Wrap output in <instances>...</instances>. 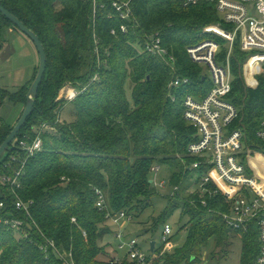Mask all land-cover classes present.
I'll use <instances>...</instances> for the list:
<instances>
[{
  "label": "trees",
  "instance_id": "obj_1",
  "mask_svg": "<svg viewBox=\"0 0 264 264\" xmlns=\"http://www.w3.org/2000/svg\"><path fill=\"white\" fill-rule=\"evenodd\" d=\"M0 2L39 34L48 58L35 110L1 158L0 177L21 168L22 139L34 140L35 130L45 123L50 127L41 133L44 150L27 160L22 188L17 190L25 201H33L32 218L15 208V193L0 180L5 212L12 210L16 217L27 220L23 231L0 225V264H62L55 252L48 256L42 249L46 238L55 240L64 253L71 250L76 264H136L109 242L118 227L106 218V211L96 207L98 189L106 193L111 211L132 216L131 224L152 208L154 198H166L167 207L159 217L148 220L151 226L145 232L167 224L168 217L181 208L182 218H188L181 227L187 230L186 240L162 256L163 245L152 251L150 243L149 252L162 264H205L208 258L217 259L221 255L217 250L226 249L236 235L243 242L241 264H256L260 253L256 225L248 230L233 229L223 216L231 205L221 192L204 196L195 189L187 192L198 186L211 166L190 168L201 158L189 151L198 130L183 115L184 98L187 94L202 98L212 87L203 64L193 62L187 49L204 39L206 25L222 22L215 4L132 0L134 23L122 20L113 0H100L96 19L93 0ZM124 23L130 25L128 32L121 30ZM15 28L0 13V51L6 32ZM154 33L161 35L175 56L173 65L141 51L146 37ZM216 38L224 43L223 38ZM227 52L223 47L220 59ZM232 53L234 80L229 97L240 113L232 128L244 129L250 147L260 149L263 145L256 134L264 118V75L258 76L259 85L246 83L244 63L249 52L237 42ZM177 76L188 77L189 82L172 86ZM34 78L14 93L0 90V99L25 107ZM67 84L79 91L73 100L59 99ZM68 103L76 106L78 119L72 122L59 118ZM15 123L0 118V145ZM12 156L20 161H13ZM155 165L165 167L160 175L168 180L166 191L151 183ZM191 176L194 179L185 184ZM208 188L214 190L215 186ZM214 239V250L209 251Z\"/></svg>",
  "mask_w": 264,
  "mask_h": 264
},
{
  "label": "built area",
  "instance_id": "obj_2",
  "mask_svg": "<svg viewBox=\"0 0 264 264\" xmlns=\"http://www.w3.org/2000/svg\"><path fill=\"white\" fill-rule=\"evenodd\" d=\"M202 1L215 4L222 22L206 26L204 39L187 49L193 62L206 64L209 67L212 84L204 97L198 98L193 94H187L184 98L183 115L198 130L195 141L190 143L189 151L193 156L201 158L192 163L190 168L196 170L203 164L211 166L208 172L203 174L196 190L203 196L206 192L211 195L221 192L226 197L231 208L223 216L233 229L248 230L250 225H256L260 243L256 264H264V118L256 134L263 147L252 149L244 129L232 128L233 123L240 118V113L238 106L229 97L234 80L233 68H231L232 51L237 42H240L244 52H249L245 67L248 66L254 71L264 63V0H185V5H196ZM131 2L132 0H113L112 5L122 20H133L135 23ZM93 5L94 19H96L100 0H93ZM129 28L130 25L126 23L121 26L123 32H128ZM112 33L116 34L117 30L113 29ZM216 36L223 38L224 43L218 41ZM223 47L228 49V54L224 59H220ZM141 51L149 55L161 56L169 65H173L176 59L158 33L146 37ZM188 82V77L177 76L171 85L180 87ZM70 90H73V93ZM62 92L59 99L73 100L79 95V91L71 84L65 85ZM49 128L45 123L35 130L37 136L34 140L22 139L19 146L24 154V157H21V168L13 174L0 177L3 185L12 188L17 197L15 208L25 210L31 218L30 209L33 201H25L18 195L17 190L22 188L21 179L27 160L44 150L41 133ZM12 160L20 161L17 156H12ZM151 172L155 176L152 179L154 185L160 189L165 188L168 180L160 176L162 167L155 165ZM210 184L215 186L214 190L208 188ZM96 193L98 194L96 207L106 211V218L118 227L115 234L121 240L118 249L136 264H162L156 261L150 252L143 251L137 237L126 235L132 216L125 211H111L107 206L106 193L101 189L96 190ZM5 207L6 202H0V225L23 231L27 220L16 217L12 210L8 209L5 212ZM73 221L76 222V218H73ZM173 232V226L167 223L161 234L164 245L160 256L174 249L171 241ZM46 240L47 243L42 246L46 255L50 256L49 252L53 251L62 264H76L71 250L69 253H64L55 240L48 238Z\"/></svg>",
  "mask_w": 264,
  "mask_h": 264
},
{
  "label": "rangeland",
  "instance_id": "obj_3",
  "mask_svg": "<svg viewBox=\"0 0 264 264\" xmlns=\"http://www.w3.org/2000/svg\"><path fill=\"white\" fill-rule=\"evenodd\" d=\"M56 8L59 9L60 6H57ZM204 29L202 31L203 37H205ZM11 30L6 32L3 41L4 46L0 51V90L6 89L11 93H14L19 90V87L29 83L30 80L32 81L35 74L34 71L38 66L37 64L39 63L37 61L39 60L37 59V54L35 52V50L37 51L36 45L32 43V41L21 30L16 28L14 29L15 32H12ZM245 63L244 77L246 83H248L249 85H254V83L255 85H259L257 78L260 75H264V63L261 66H258L254 71L250 70L248 66L245 67ZM203 68L205 69L207 78L210 80L211 70L206 64H203ZM95 77H97V75ZM0 100V118L6 119L11 123H15L24 108V104L21 103L20 105H17L15 102L4 97H1ZM59 118H61V120L64 122H72L77 120L78 118L76 106L73 103L66 104L62 109ZM164 173L165 167L162 168V174ZM192 179H194V176L188 178V182H186L185 184L189 185ZM194 189L196 190L197 186L195 188L193 186V188H191L187 192L192 193L195 191ZM161 190L166 191L165 189ZM151 207L152 208L144 212V214L139 219L135 220L133 224L130 223L128 229L126 230V235L128 237L134 236L139 239L140 246L144 252H149L150 243L153 241L156 242L158 248L164 245L161 234L166 223H160L158 228L153 231L145 232V228L151 226L149 221H151L154 217H159L161 212L167 207V199L162 196L156 197L154 198L153 205ZM187 220V217L182 218V211L181 208H179L172 215H170L168 217V220L166 221L173 226L174 232L171 236V241L174 248L178 244H182L187 238V230L181 229V227L188 222ZM108 238L109 242H111L112 245L115 244L118 246V244L121 243V240L115 235ZM231 241L232 243H230V245L226 249L222 250L223 247L221 246V248L217 250L218 253L221 254L217 259L212 260L207 257L208 259L206 260L207 262H205V264H241V258L244 251L242 238L241 236L236 235L233 239H231ZM214 242L215 239L212 241L210 247L208 248L209 251L214 250Z\"/></svg>",
  "mask_w": 264,
  "mask_h": 264
},
{
  "label": "water",
  "instance_id": "obj_4",
  "mask_svg": "<svg viewBox=\"0 0 264 264\" xmlns=\"http://www.w3.org/2000/svg\"><path fill=\"white\" fill-rule=\"evenodd\" d=\"M0 13H3L11 23L19 30H21L31 41L36 45L38 52V68L36 70V76L34 81L29 87V91L26 94V102L25 107L23 108L22 113L18 117L17 122L14 124L12 130L9 135L5 139V141L0 145V160L5 155L8 147L14 142V140L18 137L20 130L25 126L28 122L29 117L33 114L36 101L39 97L40 86L42 85L44 78L46 76L48 58L46 53V48L44 43H42L39 34L32 28H29L25 22L18 16L8 10L1 2H0ZM62 92V91H61ZM60 92V94H61ZM153 181L151 180V183ZM156 247V242H151V250L153 251Z\"/></svg>",
  "mask_w": 264,
  "mask_h": 264
},
{
  "label": "crops",
  "instance_id": "obj_5",
  "mask_svg": "<svg viewBox=\"0 0 264 264\" xmlns=\"http://www.w3.org/2000/svg\"><path fill=\"white\" fill-rule=\"evenodd\" d=\"M12 32H15L14 30H11ZM34 48H35V46H34ZM35 52H36V54H37V59L39 60V58H38V53H37V51L35 50ZM37 62H39V61H37ZM38 65V64H37ZM117 246V245H116Z\"/></svg>",
  "mask_w": 264,
  "mask_h": 264
},
{
  "label": "bare ground",
  "instance_id": "obj_6",
  "mask_svg": "<svg viewBox=\"0 0 264 264\" xmlns=\"http://www.w3.org/2000/svg\"><path fill=\"white\" fill-rule=\"evenodd\" d=\"M70 92L73 93V90H70ZM71 93H70V94H71Z\"/></svg>",
  "mask_w": 264,
  "mask_h": 264
}]
</instances>
